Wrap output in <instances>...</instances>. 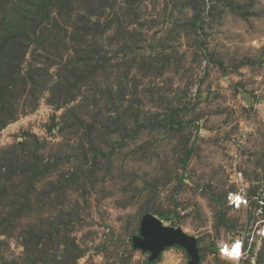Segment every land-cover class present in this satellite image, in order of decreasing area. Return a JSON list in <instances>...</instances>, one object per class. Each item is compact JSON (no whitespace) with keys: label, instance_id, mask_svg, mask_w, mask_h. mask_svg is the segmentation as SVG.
<instances>
[{"label":"rangeland","instance_id":"rangeland-1","mask_svg":"<svg viewBox=\"0 0 264 264\" xmlns=\"http://www.w3.org/2000/svg\"><path fill=\"white\" fill-rule=\"evenodd\" d=\"M147 213L264 264V0H0V264H188Z\"/></svg>","mask_w":264,"mask_h":264},{"label":"water","instance_id":"water-1","mask_svg":"<svg viewBox=\"0 0 264 264\" xmlns=\"http://www.w3.org/2000/svg\"><path fill=\"white\" fill-rule=\"evenodd\" d=\"M134 247L150 253L149 259L155 260L169 246H182L189 257L188 264H199L200 252L196 237L179 227L165 226L154 214L143 216L140 234L132 238Z\"/></svg>","mask_w":264,"mask_h":264},{"label":"built area","instance_id":"built-area-1","mask_svg":"<svg viewBox=\"0 0 264 264\" xmlns=\"http://www.w3.org/2000/svg\"><path fill=\"white\" fill-rule=\"evenodd\" d=\"M243 180H244L243 173H242V172H238V171L235 172V176H234V179H233L232 181H234L235 183H237V185H240V184L243 183ZM238 189H240L241 191H243L242 188H239V187H238ZM233 194H238V193L231 192V194L229 195V200H228V201H229V203H230L231 205H235V206H236V205H238V202L236 201V202L234 203V199L232 198V195H233ZM239 196L242 198V205H245V204L248 203L247 197H245L244 195L242 196L241 194H239ZM249 239H250V238H249ZM249 239H248L247 236H245V235H243V236L238 235L235 239H233V241H231V242H227L226 245H224V246L220 245L219 248H218L219 253H220L221 255H223V256H225V257L231 259V260H241V259L244 257V255L246 254V252H247V248H248L249 245H250V243H249L250 240H249ZM237 243L240 244V246H239V251H238V254L233 255V254H232V250H233V247H234ZM227 245H229V247H230V252H228V254H225L224 249H225V247H226Z\"/></svg>","mask_w":264,"mask_h":264},{"label":"bare ground","instance_id":"bare-ground-1","mask_svg":"<svg viewBox=\"0 0 264 264\" xmlns=\"http://www.w3.org/2000/svg\"><path fill=\"white\" fill-rule=\"evenodd\" d=\"M234 195V194H233ZM232 195V196H233ZM233 199H234V203L236 202V201H238V205L236 206V207H240L241 205H242V198L239 196V199L238 198H235V197H232ZM241 199V200H240ZM240 200V201H239ZM224 245H226V242L222 245V246H224ZM239 246H240V244H239ZM227 247V249H228V252H230V247H229V245H227L226 246Z\"/></svg>","mask_w":264,"mask_h":264},{"label":"snow or ice","instance_id":"snow-or-ice-1","mask_svg":"<svg viewBox=\"0 0 264 264\" xmlns=\"http://www.w3.org/2000/svg\"><path fill=\"white\" fill-rule=\"evenodd\" d=\"M234 247L237 248L236 254H238V251H239V245L237 244V245H235ZM234 247H233V248H234ZM224 252H225V254H228V249H227V247H225Z\"/></svg>","mask_w":264,"mask_h":264},{"label":"clouds","instance_id":"clouds-1","mask_svg":"<svg viewBox=\"0 0 264 264\" xmlns=\"http://www.w3.org/2000/svg\"><path fill=\"white\" fill-rule=\"evenodd\" d=\"M237 244L239 245V243H237ZM236 251H237V248L234 247L233 250H232V254L235 255L236 254Z\"/></svg>","mask_w":264,"mask_h":264}]
</instances>
